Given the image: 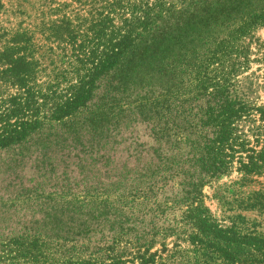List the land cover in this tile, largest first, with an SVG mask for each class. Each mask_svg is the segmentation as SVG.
<instances>
[{
	"label": "trees",
	"instance_id": "1",
	"mask_svg": "<svg viewBox=\"0 0 264 264\" xmlns=\"http://www.w3.org/2000/svg\"><path fill=\"white\" fill-rule=\"evenodd\" d=\"M254 4L0 0V151L67 121L89 120L100 95L109 91L106 103L115 92L123 100L132 93L130 86L140 91L135 82L140 77L141 90L153 91L150 102H168L161 116L165 131L174 132L171 150L188 153L189 170L181 169L190 189L182 201L169 199L174 178L183 175L173 173L176 163L154 177L150 189L158 188L163 199L156 202V213L180 211L182 226L152 225L132 237L121 231L93 245L86 243L87 235L80 240L23 234L2 241L0 264H264V101L259 94L264 83L245 76L244 87L238 86L240 70L253 62L247 39L264 25V6L254 9ZM253 9L258 12L238 20ZM224 23L229 39L202 58L198 46ZM188 65L194 69L195 96L173 94L171 87L156 95L145 81L158 77L163 87L170 72ZM235 168L242 178L227 191L233 201L218 195L227 209L226 221L219 220L206 205L203 189ZM179 205L186 208L178 210ZM245 211L261 219L250 223ZM167 236L193 248L183 251L175 243L171 250Z\"/></svg>",
	"mask_w": 264,
	"mask_h": 264
},
{
	"label": "rangeland",
	"instance_id": "2",
	"mask_svg": "<svg viewBox=\"0 0 264 264\" xmlns=\"http://www.w3.org/2000/svg\"><path fill=\"white\" fill-rule=\"evenodd\" d=\"M257 4L264 6V0H255L254 9ZM254 9L239 14L238 20L256 13ZM229 32L227 23L212 29L207 36L209 42L204 40L198 46L201 57L216 51L224 39H229ZM245 45L250 48L253 62L250 69L240 70V88L244 87L245 76L264 83V25L252 32ZM186 50L183 46L181 52ZM193 62L196 63L193 59L190 64ZM193 70L188 65V69L183 67L175 75L170 72L163 87L158 77H146L145 81L155 88L156 95L162 88L171 87L173 94L184 92L195 96ZM140 81V77L135 79L140 91L130 86L132 93L123 100L115 92L116 98L106 103L109 91L100 95L91 107L89 120L67 121L0 151V245L23 234H41L54 239L79 237L80 240L87 235L86 243L93 245L103 235L121 231L129 237L148 231L152 225L182 226L180 211L156 213V202L163 199L158 188L152 193L150 189L155 183L154 177L176 163L178 167L173 173L178 171L183 175L174 178V192L169 199H185L190 192L189 181L181 168L189 170L185 164L188 153L171 150L174 132L165 131L166 120L161 116L168 102L163 98L150 102L153 91L141 90ZM259 94L264 101V90ZM242 125L248 130V123ZM241 178L235 168L230 175L204 186L205 203L217 219L226 221L227 214L218 195L233 201L227 191ZM185 208V205L178 206V210ZM242 214L250 223L261 219L253 211ZM260 230H264V222ZM166 241L171 250L175 249V243L183 251L193 248L189 243L178 242L176 236H167Z\"/></svg>",
	"mask_w": 264,
	"mask_h": 264
}]
</instances>
